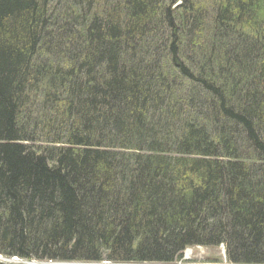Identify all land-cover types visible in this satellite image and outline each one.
Instances as JSON below:
<instances>
[{"label":"trees","instance_id":"trees-1","mask_svg":"<svg viewBox=\"0 0 264 264\" xmlns=\"http://www.w3.org/2000/svg\"><path fill=\"white\" fill-rule=\"evenodd\" d=\"M264 264V0H0V256Z\"/></svg>","mask_w":264,"mask_h":264},{"label":"rangeland","instance_id":"rangeland-1","mask_svg":"<svg viewBox=\"0 0 264 264\" xmlns=\"http://www.w3.org/2000/svg\"><path fill=\"white\" fill-rule=\"evenodd\" d=\"M185 251H189V258L185 260L184 253ZM182 253V258L180 261L173 264H228L225 260L224 248L222 246L219 247H192L187 248ZM36 261H21L17 258H3L0 256V264H34ZM36 264H65V263H40L36 262ZM66 264H81V263H66ZM101 264H109L107 262H103Z\"/></svg>","mask_w":264,"mask_h":264},{"label":"bare ground","instance_id":"bare-ground-1","mask_svg":"<svg viewBox=\"0 0 264 264\" xmlns=\"http://www.w3.org/2000/svg\"><path fill=\"white\" fill-rule=\"evenodd\" d=\"M184 258H185V260L189 258V251H185Z\"/></svg>","mask_w":264,"mask_h":264},{"label":"water","instance_id":"water-1","mask_svg":"<svg viewBox=\"0 0 264 264\" xmlns=\"http://www.w3.org/2000/svg\"><path fill=\"white\" fill-rule=\"evenodd\" d=\"M33 264V263H32ZM34 264H36V262L34 263ZM66 264V263H65Z\"/></svg>","mask_w":264,"mask_h":264}]
</instances>
